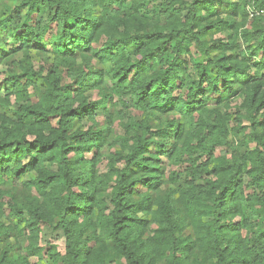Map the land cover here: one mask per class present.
Returning <instances> with one entry per match:
<instances>
[{
  "label": "trees",
  "instance_id": "obj_1",
  "mask_svg": "<svg viewBox=\"0 0 264 264\" xmlns=\"http://www.w3.org/2000/svg\"><path fill=\"white\" fill-rule=\"evenodd\" d=\"M15 1L22 24L9 28L0 12V37L10 33L0 44V264H34L26 252L38 255L40 224L64 235L63 254L47 250L51 264H264V13L241 28L215 9L236 12L231 0ZM238 1L246 12L251 0ZM35 14L46 17L40 30L27 23ZM227 26L236 33L226 41L202 40ZM16 44L55 54L8 71ZM226 95L241 98L234 114L218 107ZM108 105L120 106L115 139L95 121L101 110L111 123ZM234 133L247 149L229 157L217 148ZM102 155L109 197L95 170Z\"/></svg>",
  "mask_w": 264,
  "mask_h": 264
},
{
  "label": "rangeland",
  "instance_id": "obj_2",
  "mask_svg": "<svg viewBox=\"0 0 264 264\" xmlns=\"http://www.w3.org/2000/svg\"><path fill=\"white\" fill-rule=\"evenodd\" d=\"M232 2L235 3L237 10L236 12L231 11V8H226L225 5L223 4H218L215 3V9L217 11V13L222 16L225 20H228V22L233 21L234 26H241V28H248L249 27V17H248V12L246 10L243 9V5L241 1L238 0H231ZM2 2V1H1ZM17 3V1H5V3H0V12H2L1 14V18H3L5 16V14L10 13L9 15L11 16L10 19V24H9V28H15L16 26H19V24H22L25 20H22V16L24 14V10H21L20 12H16V10L13 9L14 5ZM187 6V4L185 5ZM5 7H7L8 9H10L9 11H5ZM148 9L150 10L149 15L153 16L151 10H157L156 7H154V5L149 4L148 5ZM246 13V14H245ZM230 16V17H229ZM229 17V18H228ZM46 20V17L44 14H35L33 15L30 19L29 22H27L28 24L31 25H35L36 27H38L40 30V26H43L44 22ZM39 24V25H38ZM240 28V29H241ZM18 31H22V27L17 28ZM17 31V32H18ZM235 30H231L228 26L225 28H215L213 30H210L209 32H207L204 36L203 39L205 42L210 43L211 41L215 40V39H222V40H227L229 39L230 36L235 35ZM55 34V31L51 30L50 32H48V34L46 35L45 39L43 41H41L40 43H38V45L41 46H45V42L48 41L49 37L51 35ZM241 34V33H239ZM10 33H7L6 31H2L1 37H0V44H4V42H6V39L9 38ZM9 40V39H8ZM103 38H99L97 42V45H101L103 42ZM237 44H239L240 46H237L235 50H239L238 47H241V50H245V54H247L249 51V48L251 46L250 41L249 44H245L242 43V40L240 39V37L237 38L236 40ZM17 48H18V44ZM6 49L10 48V43H8L7 45L5 44ZM191 52L194 55H197L198 52V48L197 46H191ZM237 52V51H235ZM55 54V52H53L52 49L47 50V49H40L38 47L35 46H30L29 48H18L13 54H8L7 55V62H11L8 68V71L11 70H15L19 67L20 64H32L34 67H38L40 65L43 66H47V64L50 62V60L52 59V56ZM245 54H239L240 57H242L243 55L245 56ZM246 59H249V56L245 57ZM4 68L6 67L5 65L3 66ZM6 75V72H1L0 73V96H2L4 94V88L6 85V83H4V77ZM66 81H68L66 79ZM31 90V89H30ZM89 95L92 96V98H96V93L94 90H91L88 92ZM31 99H33V96H31ZM116 98H114L115 100ZM11 103L13 104H17L15 103L16 100H14V97L12 96L10 98ZM241 98L239 97H233L230 98L229 96H223L221 103L218 105L219 109L224 111L227 110L228 112H230L231 114H234L237 106L240 104ZM214 100L210 101V104H214L213 103ZM117 109H120V106H116L113 107L111 105H108L107 107V111L109 114H111L112 119H111V123H107V118L105 117V114L101 111V110H96V114H95V121L98 124V126H106L107 124L109 126H111L110 128V135L109 137H111L112 139L117 138L119 135H121L123 133L121 127H120V119L119 116H117ZM0 112H6L7 115L9 114L8 109L5 106H0ZM89 123V122H88ZM86 121L83 122H79L80 125H77L75 127H80L82 129H85L87 124ZM246 123V122H245ZM235 125V122L233 120L228 122V126L229 128H233ZM235 132V131H234ZM118 148V144H114V145H110L109 147H105L104 150H108V151H114L115 149ZM247 149V146L242 144L240 141V136L237 135L236 133H234V135L232 134L229 138V142L226 145V147L224 146H220L217 148V150H219L220 152H226L227 156H231L233 154H237V155H241L244 150ZM87 157L91 156V153L86 154ZM118 166H121V164H117ZM187 163H182L179 165H175V166H171L168 165L166 166V172H169L171 170L174 171H184V168L187 166ZM95 170H96V174L100 177V182H103V184L100 186V190H101V195H103L104 197H109L110 196V192H111V188H110V184L112 182V175H108L107 172V158L105 155H102L99 158V161L97 162L96 166H95ZM109 177V179L107 178ZM243 181H244V188H245V192L247 193H252V189L250 188L251 186L247 184L248 181V177L246 175L242 176ZM108 179V180H107ZM184 176H181V179L179 182H183ZM24 179H15L14 181L12 180V182L9 184V186L11 185L14 190H20L22 189L23 185H22V181ZM107 181V182H106ZM162 189L164 188L163 186L161 187ZM141 189H137V191H140ZM7 199V198H5ZM40 228H41V232L39 235V239L37 241V245L40 248V251L37 254H29V252H25L28 255V258L31 262H33L34 264H51V261L48 258L47 255V250L49 248H51V250L53 249L56 252H59L61 254L64 253L65 250V239H64V235L62 233V231L60 229H52L51 227L45 225V224H40ZM187 232H190V228L188 227ZM26 239L24 237L20 238V248L21 249H25L26 247ZM107 262L109 264H121V262H123V260H116L115 263H110L109 259L107 260ZM156 264H162V261H158Z\"/></svg>",
  "mask_w": 264,
  "mask_h": 264
},
{
  "label": "built area",
  "instance_id": "obj_3",
  "mask_svg": "<svg viewBox=\"0 0 264 264\" xmlns=\"http://www.w3.org/2000/svg\"><path fill=\"white\" fill-rule=\"evenodd\" d=\"M259 1H264V0H251L250 4L246 6V10L248 12L249 18L252 17L254 14L257 15L260 13H264V8L259 7V5H257Z\"/></svg>",
  "mask_w": 264,
  "mask_h": 264
}]
</instances>
